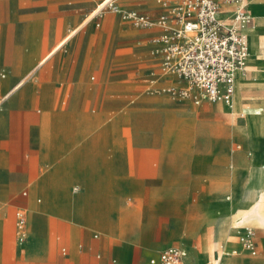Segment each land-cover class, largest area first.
Wrapping results in <instances>:
<instances>
[{"label": "crops", "instance_id": "1", "mask_svg": "<svg viewBox=\"0 0 264 264\" xmlns=\"http://www.w3.org/2000/svg\"><path fill=\"white\" fill-rule=\"evenodd\" d=\"M96 1L0 0V38L12 39L0 53L19 54V66L11 61L9 68L36 76L18 80L10 71L0 83V95L7 93L0 105V264H152L172 245L199 264H264V0H246L254 22L247 68L235 79L238 111L235 96L222 102L229 108L218 105L245 140L230 153L224 137L210 152V126L195 119L190 102L178 112L146 94L121 125L113 123L112 113L128 103L130 54L145 56L136 64L139 82L179 79L161 71L154 53L159 26L133 31L108 14L98 29L96 15L69 34L92 16ZM121 5L154 18L168 9L159 0ZM230 11L222 3V15ZM132 33L147 41L130 46L124 41ZM215 124L210 129L221 133ZM178 130L188 142L165 136ZM196 133L200 142L192 141ZM17 209L27 213L24 241L17 239ZM242 225L255 231L256 254L240 242Z\"/></svg>", "mask_w": 264, "mask_h": 264}, {"label": "built area", "instance_id": "2", "mask_svg": "<svg viewBox=\"0 0 264 264\" xmlns=\"http://www.w3.org/2000/svg\"><path fill=\"white\" fill-rule=\"evenodd\" d=\"M168 9L154 18L137 10L122 11L117 0H110L104 8L124 12L142 27L159 26L162 33L153 38L154 53L160 56V68L165 75H174L177 84H163L159 90L172 98H192L200 104L204 100L230 102L233 98L236 75L246 71L249 46L246 29L254 17L246 0H159ZM222 3L230 5L228 16L222 15ZM154 75V74H153ZM154 82V81H153ZM180 83V84H179ZM27 213L16 211L18 241L27 238ZM243 248L256 254L255 231L250 225L239 226ZM236 252V251H234ZM152 264H199L189 259L186 248L172 245L162 249Z\"/></svg>", "mask_w": 264, "mask_h": 264}, {"label": "rangeland", "instance_id": "3", "mask_svg": "<svg viewBox=\"0 0 264 264\" xmlns=\"http://www.w3.org/2000/svg\"><path fill=\"white\" fill-rule=\"evenodd\" d=\"M103 1L104 0H97L96 1V8ZM117 2H118V5L120 6L122 11H124V12L125 11H130V10H126V9H124L122 7L121 0H117ZM124 12H121V13L114 12L111 9L106 7V8H104L101 11V13L98 15V17H96V19H93L92 24L96 28L101 29L102 26H103L102 19L108 14H113L115 16L118 15L119 20H121V22L124 23V25L126 27H129L133 31H139L140 29L144 28L142 26L136 25L133 22L132 19L123 17V13ZM94 16H96V14ZM98 22H100V25H97ZM84 23H85V21L83 23H81L80 25H77V26H81ZM1 25L2 26H8L9 22H2ZM77 26H75V27H77ZM75 27H73V28H75ZM62 38L59 37V38L52 39V41L55 42V43L53 45H51L52 47H49V48H51L49 52H51V50H53L54 46ZM11 41H12L11 38L1 37L0 38V45L2 46L1 49L4 50V51L8 50L7 46L9 45V43ZM40 41L41 42H43V41L45 42L46 39H40ZM146 41L147 40L141 38L140 36H138V35H136L134 33H132V34H129L127 36L126 41H124V42H127L130 46H133V45H139L140 42L143 43V42H146ZM44 42L42 43L41 48L46 50L48 48V46ZM93 44H98V38L95 39ZM31 45H32L31 46L32 49H37V47H38L37 39H33ZM25 48L26 47L23 46L24 50H25ZM129 56H130V61H129L130 74H129V77H128L127 81H125L123 83V89H124V92L127 94V102L128 103H127V107L123 108L122 111H120V109H119L118 111H114L112 113V115H113V123L114 124L121 125L122 124V121H121L122 114H123V116L129 115L128 113L132 110L133 106H135L138 101H141L143 99V95L148 94L150 96L151 100L158 99V100H161V101H168V102L175 103L178 106L177 107L178 112H181V110H182L181 109L182 108L181 107L182 103L190 102V104L192 105V111H190V113L193 114V116L195 117V119L197 121H201L202 119L207 120L206 123L210 126V128H211V125L212 126L213 125L216 126V124H215L216 122H218L219 125H222L224 127V130L221 133L216 132V130H211L209 128L208 140L210 141V143L212 145L211 146L212 148L210 149L211 153H214L215 148H216L215 147L216 142H218L222 137H224V141H225L227 147L230 148L229 153L232 151L233 148L237 149V145L239 143H241L243 146L245 145V140L243 138H241V137L240 138H236L234 136L233 123L235 121V118L233 119L232 116H229V115H225L224 117H222L219 114V113H222L218 109V105L219 104L223 105L226 108H229V105L223 104L222 101H211V100H204L200 104H197V103H195V101L192 98H172L168 94L160 92L159 90H152V89L157 88L158 86H160L162 84L159 81H154V82L153 81H143V82H139V81L142 80L143 76H142V74L137 75V71H136L137 62H140L142 59H144L145 56L141 55V54H137V53L130 54ZM11 61L16 62V65L19 66V64H18V63H20L19 54H17V55L16 54H9V53H6V52H1L0 53V79H1V73L2 72H6L7 73V78H5V80L8 79L10 77V71H11L12 73L13 72L14 73L19 72V73H17L18 80H21V79L27 77V79H28L27 81H35V77L36 76H34V73H33L34 70L33 69H29V70H27L24 73H22L18 69L11 70L9 68ZM148 68L149 69H148V71L146 72V74L144 76L149 75L150 71L152 69H154V68H157V66H155V64H154V65L149 66ZM159 70H160L159 68L156 69V71H159ZM93 74L96 77L92 81L96 82L97 73L96 72L91 73V75H93ZM91 75H90V81H91ZM174 84H177V83H174ZM121 89L122 88H121L120 85L112 87V90H114V92L120 91ZM262 108H264V107H262ZM132 124H134V123L132 122ZM186 125L187 124L182 123V124H179V127L180 128L181 127H187ZM170 127H174L172 122L168 123V125L165 127L166 131H168V128H170ZM182 131L178 130L177 132H175L173 134L165 133V136L166 137H168V136L175 137L176 141H183V142L187 141L188 142L189 138L184 133L185 131L184 130H182ZM201 140H202V135L201 134L196 133V134L192 135V141L200 142ZM226 163L231 164V162L229 160L226 161ZM233 170H234V172L237 171L236 165L233 167ZM198 189L201 190V189H203V187L200 186V188L198 187ZM225 193L227 194V193H231V192L225 191L223 194H225Z\"/></svg>", "mask_w": 264, "mask_h": 264}, {"label": "bare ground", "instance_id": "4", "mask_svg": "<svg viewBox=\"0 0 264 264\" xmlns=\"http://www.w3.org/2000/svg\"><path fill=\"white\" fill-rule=\"evenodd\" d=\"M107 1H110V0H104L103 1V3L101 4V5H99L96 9H95V12L92 14V16H90V17H88L86 20H85V22H87V21H89L96 13H97V11L98 10H100L104 5H105V3L107 2ZM252 26V25H251ZM250 26V27H251ZM80 26H78V27H76V28H73V29H71L70 31H69V34L70 33H75L76 31H77V29L79 28ZM249 28V27H248ZM248 28L246 29V33H247V40H248V46H249V44L251 43V39H249V37H248ZM68 34V35H69ZM63 41V40H62ZM249 57H250V48H249ZM5 78H7V73L6 72H2L1 73V79H0V83L2 82V81H4L5 80ZM236 79V78H235ZM24 80V79H23ZM235 88H236V81H235V84H234V91H235V93H233V96H235V101H234V112H237L238 111V107H237V99H238V95H237V90H235ZM235 94V95H234ZM6 95H7V93L6 94H3V95H0V105H1V103H2V101H3V99L6 97ZM232 101H233V98H232V100L230 101V102H223V103H226V104H232ZM243 110H245V115H249V111H248V109H243ZM255 115V114H254Z\"/></svg>", "mask_w": 264, "mask_h": 264}]
</instances>
